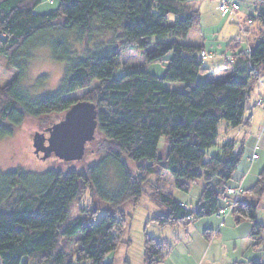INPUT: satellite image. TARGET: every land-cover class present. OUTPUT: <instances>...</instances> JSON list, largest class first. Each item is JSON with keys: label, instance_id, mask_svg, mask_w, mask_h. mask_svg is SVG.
<instances>
[{"label": "trees", "instance_id": "trees-1", "mask_svg": "<svg viewBox=\"0 0 264 264\" xmlns=\"http://www.w3.org/2000/svg\"><path fill=\"white\" fill-rule=\"evenodd\" d=\"M185 1L58 0L55 11L37 15L33 9L40 0H0V55L16 71L0 87V139L11 136L28 118L64 114L76 101L66 95L89 89L80 100L96 104L95 132L104 140L99 160L81 171L34 174L15 169L0 173V264H74V258L76 262L112 264L104 257L115 251L121 240L124 215L108 212L88 223L82 217L68 220V204L78 195L80 183L90 186L113 210L128 201L137 202L143 185L148 184L153 202L165 210L150 221L161 227L186 225L192 218L227 209L235 223L249 221L250 238L254 242L259 239L264 225L256 220L255 203L237 198L226 209L219 203L242 158V145L224 141L218 153L208 160L205 155L215 143L220 122L231 127L246 122L249 93L264 73V2L256 0L257 15L248 18L260 23L251 37L253 49L228 54L234 56L232 62L223 56L225 63L232 65L223 79L199 81V74L207 70L199 57L202 49L184 43L199 14L186 12ZM95 24L104 31L117 32L119 43L73 57L70 40L87 42ZM47 44L53 59L67 64L65 74L56 92L32 98L22 91L21 83L33 50ZM128 46L143 51L147 62L169 52L173 57L162 77L131 70L113 78L120 48ZM93 81H98V86L91 88ZM165 83H180L182 88L169 90ZM162 137L168 139L164 158L157 155ZM124 157L147 163L144 172L132 175ZM109 169L116 179L114 188L107 186ZM166 171L179 190L188 191V182L202 183L195 211L161 188ZM248 191L256 200L263 196L264 166ZM60 237L73 240L74 256L64 249ZM142 250V264H160L166 254L163 245L147 234Z\"/></svg>", "mask_w": 264, "mask_h": 264}, {"label": "rangeland", "instance_id": "rangeland-1", "mask_svg": "<svg viewBox=\"0 0 264 264\" xmlns=\"http://www.w3.org/2000/svg\"><path fill=\"white\" fill-rule=\"evenodd\" d=\"M245 1V0H243ZM58 0H40V3L33 9L37 15L47 14L58 8ZM208 4L199 13V21L194 27L219 25L221 31L217 33V44L223 45L231 41L238 34L237 23L229 21L226 17L221 20V16H216L211 12V8H206ZM201 17V18H200ZM172 20V18H171ZM193 27V28H194ZM252 31V30H251ZM195 30L192 31L191 36ZM249 45L255 46L254 40L249 36ZM240 47L234 52L247 49L245 37L238 35L236 40ZM117 32L104 31L98 24L94 25V31L90 40L78 43L76 40H70L71 54L73 57H82L87 51H96L109 45L118 44ZM217 48V47H215ZM231 52L226 47H218L216 51H211L214 56H210L203 62L207 69L198 76L199 81L220 80L232 71V65L226 64L224 57ZM173 57L169 52L166 56L156 61L147 62L143 51L132 46L120 48L119 64L113 72V78H118L122 74L131 70H143L158 77H162L164 70ZM64 62L55 61L51 54V49L47 45L36 47L32 52L29 61L28 70L21 83V89L32 98L42 97L56 92L62 84L65 74ZM16 71L7 65L6 58L0 55V87L4 86L14 76ZM264 82V73L259 80V84ZM174 85L175 83H169ZM98 86V81H93L91 88ZM256 89V88H255ZM89 89L78 90L66 95L72 100H80ZM62 115H47L40 118H28L20 126L14 129L11 136L0 139V173L22 169L26 172L40 174L48 170H60L66 172L69 169L78 171L84 170L90 165L95 164L101 156V148L104 145L103 138L96 132L94 139L85 146L83 156L79 160L64 161L55 155L42 160L34 154L32 146V136L43 129L51 127L58 122ZM225 122L219 125V132L222 131ZM220 136V135H219ZM221 137V136H220ZM168 139L162 137L159 140L157 155L164 158L167 150ZM221 145V139L217 138L215 143L206 150L205 159L218 153ZM129 172L137 175L140 171L144 172L147 163L132 162L124 157ZM107 186L116 187V179L112 169L108 170ZM234 182H227V185H233ZM189 190H179L175 188L173 180L166 171L162 176L161 188L185 204L190 211H195L202 196V183L200 181L188 182ZM250 186V185H249ZM250 188H245L244 197H248V202L257 205L256 220L264 225V194L260 200H256L249 195ZM225 190V189H224ZM242 192V191H241ZM225 193L221 194V196ZM242 193H240L241 195ZM242 195V196H243ZM242 199V198H241ZM221 205V202L219 200ZM108 212L124 215V226L121 240L115 251L108 253L104 261L112 264H142V244L144 234L153 237L159 241L166 250L165 257L160 264H194L195 260L201 259L200 264H234L241 262L248 264L250 261L261 262L264 264V229L261 236L256 240V246L246 233L243 226H236L233 216L226 211L224 214H214L203 218L190 219L186 225L176 224L171 226H159L150 219L156 215L164 213V210L155 205L151 198V190L148 184L143 185V193L137 202L128 201L121 207L113 210L103 201L99 200L90 186L80 183L78 195L68 204V220L75 217H82L84 223L90 221L96 222ZM120 217V216H119ZM226 224L218 227L222 221ZM62 228V226H60ZM210 233V234H209ZM64 249H67L69 255L74 256L76 246L73 240L59 238ZM28 264H35L29 261ZM74 264H89L88 262H76Z\"/></svg>", "mask_w": 264, "mask_h": 264}, {"label": "crops", "instance_id": "crops-1", "mask_svg": "<svg viewBox=\"0 0 264 264\" xmlns=\"http://www.w3.org/2000/svg\"><path fill=\"white\" fill-rule=\"evenodd\" d=\"M233 1L238 2L240 5V10L237 12L236 16L239 20V23L244 25L243 27L245 33H243L241 26L237 21L231 20V18H227V20L234 21L235 23H237L236 28L238 29V34L235 38L231 39V41L225 42L223 45L217 44L216 43L218 42L216 39L217 33L221 31V27L219 25H215V26H203V27L192 28L189 31L184 43L187 45L200 47L202 50L207 52H211V51L214 52L218 47L220 48L224 46L226 47L227 50L231 51L229 52V54H238L240 51H242L239 50L237 53L234 52V50H236V48L240 46L239 44H235L237 42H232V41L235 40L239 34L243 35V37H245V35L246 37L249 36L252 37V35L258 31V29L260 28V23L257 20H252V24L250 25L246 24L247 18L252 19V17H256L257 4H256V0H245V1L233 0ZM260 1L264 2V0H260ZM207 4L208 6L206 8L208 7L211 8L212 9L211 12L213 14L215 13L216 16L217 15L221 16L220 12L217 10V0H186L183 4V7L186 12L197 11L199 14ZM221 18H222L221 20H223L226 17L221 16ZM193 30H195V32L191 36ZM249 49L251 50L253 48L249 45ZM259 80H261V78ZM164 86L166 89L169 90H180L182 88V85L180 83H175L174 85L165 83ZM259 98H264V82L262 81L260 84L259 81L255 83L253 85L252 91H250L249 93V98L247 101L248 110L244 114L246 122L237 127H231L227 123H224V125H222L223 129L221 132H219V126L217 128L216 139L220 138L221 144L224 141L231 140V141H235L237 143V146L242 145L243 147L242 158L235 169L232 179L230 180L233 181L234 184L227 185V187H235V188L239 187L242 191H244V185L245 188L248 187L252 188L256 182L258 173L264 166V110L257 108L254 105L255 101ZM243 197L244 195L243 196L240 195L238 198H242L241 200L248 202L249 200V199L247 200L248 197L245 198ZM176 201L182 204L177 198ZM185 207L187 206L185 205ZM225 224L226 221L223 220L218 227H222ZM238 225L243 226L245 232L249 233V237H250V231H251L250 222L242 219L236 226ZM254 243H256V241ZM200 263H201V259L198 260L196 259L194 262V264H200Z\"/></svg>", "mask_w": 264, "mask_h": 264}, {"label": "water", "instance_id": "water-1", "mask_svg": "<svg viewBox=\"0 0 264 264\" xmlns=\"http://www.w3.org/2000/svg\"><path fill=\"white\" fill-rule=\"evenodd\" d=\"M97 128V108L93 102L76 100L62 118L44 132H35L32 146L36 156L44 160L51 155L64 161L82 158L85 146L94 139ZM45 142L47 144L45 145Z\"/></svg>", "mask_w": 264, "mask_h": 264}, {"label": "built area", "instance_id": "built-area-1", "mask_svg": "<svg viewBox=\"0 0 264 264\" xmlns=\"http://www.w3.org/2000/svg\"><path fill=\"white\" fill-rule=\"evenodd\" d=\"M50 2H52V0H50ZM217 9L220 12L222 17H230L231 20H235L239 23V20L236 16L237 12L240 10V5L238 2L233 1V0H218ZM246 24L247 25L252 24V20L247 18ZM240 26H241L243 33H245V30L243 27L244 25L240 24ZM245 40H246V44H247V47H246L247 49H245L244 51L247 52V51H250V49H249V39L246 37V35H245ZM209 54H210V52L201 50L199 52V57H200L201 61L204 62L210 56H214L213 53H211V55H209ZM225 58H226V60H229V62H232L235 59L234 56H232V55L225 56ZM254 105L257 108L264 110V98L257 99L255 101ZM224 191H225V193L222 196H220V202L224 206V208L226 209V207H230L233 204V202L239 197L242 190L239 187L238 188L225 187ZM224 212H225V210L221 209L219 213L224 214Z\"/></svg>", "mask_w": 264, "mask_h": 264}, {"label": "flooded vegetation", "instance_id": "flooded-vegetation-1", "mask_svg": "<svg viewBox=\"0 0 264 264\" xmlns=\"http://www.w3.org/2000/svg\"><path fill=\"white\" fill-rule=\"evenodd\" d=\"M48 128H49V127H48ZM48 128H45V129L42 130V132H44V136H45V137H48V132H47V129H48ZM46 144H47V142H45V145H46ZM40 154H42V153H39V155H38L37 157L40 158V156H41Z\"/></svg>", "mask_w": 264, "mask_h": 264}]
</instances>
